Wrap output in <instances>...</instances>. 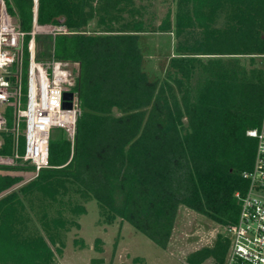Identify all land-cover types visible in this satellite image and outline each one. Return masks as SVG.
Returning <instances> with one entry per match:
<instances>
[{"label": "trees", "instance_id": "trees-1", "mask_svg": "<svg viewBox=\"0 0 264 264\" xmlns=\"http://www.w3.org/2000/svg\"><path fill=\"white\" fill-rule=\"evenodd\" d=\"M149 1L39 0L38 24L68 31L39 43L79 66L82 116L74 144L66 134L51 142V169L38 179L15 190L24 182L15 174L31 169L0 167V264H56L62 235L81 230L91 202L106 226L121 220L162 251L181 209L221 229L237 224L235 194L247 189L242 174L257 152L248 133L264 113L255 63L264 57V0H178L177 57L157 82L140 49L149 32L137 3ZM5 2L29 32L34 0ZM8 128L3 156L13 155L12 118ZM230 247L219 235L187 264H225Z\"/></svg>", "mask_w": 264, "mask_h": 264}, {"label": "built area", "instance_id": "built-area-1", "mask_svg": "<svg viewBox=\"0 0 264 264\" xmlns=\"http://www.w3.org/2000/svg\"><path fill=\"white\" fill-rule=\"evenodd\" d=\"M34 5L33 25L25 32L9 15L5 0H0V167L31 169L17 174L36 180L51 169L52 132L62 130L74 144L82 111L76 92L79 66L58 60L56 47L46 56L39 43L40 38L56 39L68 31L62 26H40L39 0ZM66 94L74 96L72 110L64 108ZM9 118L13 119V155L3 156ZM248 136L257 141V152L253 169L242 174L247 189L235 194L239 220L217 235L231 244L225 264H264V113L261 128Z\"/></svg>", "mask_w": 264, "mask_h": 264}, {"label": "rangeland", "instance_id": "rangeland-1", "mask_svg": "<svg viewBox=\"0 0 264 264\" xmlns=\"http://www.w3.org/2000/svg\"><path fill=\"white\" fill-rule=\"evenodd\" d=\"M177 6L178 0L137 3L149 32L140 42L143 69L152 82L162 81L170 60L177 57ZM94 30L91 28L89 32ZM255 63L256 68L264 69L261 57H256ZM73 71L77 75L78 68ZM64 137L62 130H54L51 136L52 142H61ZM16 176L24 182L15 190L34 181L29 174ZM86 210L87 215L78 220L81 230L62 235L66 249L62 257L57 255L56 264H135L137 261V264H187L190 255L213 246L217 235L223 232L208 219L181 209L172 243L167 251H162L121 220L114 226H106L96 202L86 205Z\"/></svg>", "mask_w": 264, "mask_h": 264}, {"label": "water", "instance_id": "water-1", "mask_svg": "<svg viewBox=\"0 0 264 264\" xmlns=\"http://www.w3.org/2000/svg\"><path fill=\"white\" fill-rule=\"evenodd\" d=\"M74 99V96L72 94H66L65 95V110H72V104L70 102H72Z\"/></svg>", "mask_w": 264, "mask_h": 264}, {"label": "crops", "instance_id": "crops-1", "mask_svg": "<svg viewBox=\"0 0 264 264\" xmlns=\"http://www.w3.org/2000/svg\"><path fill=\"white\" fill-rule=\"evenodd\" d=\"M2 175H4V173H1V174H0V176H2ZM11 175H12V174H11ZM13 176H14V174H13ZM15 176H16V175H15Z\"/></svg>", "mask_w": 264, "mask_h": 264}]
</instances>
